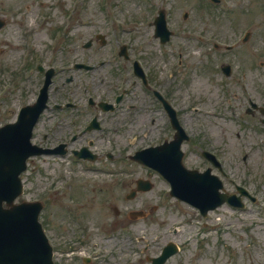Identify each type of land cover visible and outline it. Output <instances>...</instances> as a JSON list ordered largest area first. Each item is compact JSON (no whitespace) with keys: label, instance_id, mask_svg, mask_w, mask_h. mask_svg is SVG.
<instances>
[{"label":"flooded vegetation","instance_id":"af4514ba","mask_svg":"<svg viewBox=\"0 0 264 264\" xmlns=\"http://www.w3.org/2000/svg\"><path fill=\"white\" fill-rule=\"evenodd\" d=\"M73 1L78 2V0ZM90 1L87 0V5H80L78 2L74 7L48 6L44 8V11L40 7V12L35 11L30 15L25 14L26 8L12 7L9 11L6 9L9 19L18 17L17 20H23L25 26L24 29H17L12 49L14 53L2 62L4 65L0 66V72L4 74L2 76L6 77V83L11 86L10 90H15L21 99L29 100L34 89H38L43 82L49 69L54 71L55 80L62 79L61 83L57 80L52 87V96L56 102L50 103L40 119L44 128L40 142L47 147L66 143L67 148H70L71 144L85 141L79 147L70 148L69 156L77 162L95 164L89 167L90 170H99L100 165L113 163L112 168L108 167L104 171L93 173L102 176V179L106 181L117 180L115 178L119 175L118 170L125 161L130 145L120 140L124 143L123 146L116 143V147L111 145L109 149L102 151L96 149L101 148L98 141L94 138L84 140L83 136L89 133L88 127L95 118L102 125L115 123L119 125L117 129L121 133L126 130L129 134L133 131V128L129 126L135 125L137 121L156 125L168 123L165 106L157 95L159 91L168 102L176 107L182 125L199 128V131L203 133V140L205 141L206 138V144L213 148L216 155L220 156L222 147L219 143L221 142L219 121L213 116L206 118L205 113L200 112L202 107H215V100L198 94L191 102L189 93H185L182 97L177 94V88L196 85L194 76L204 75L205 77L206 75L214 81L213 76L218 71L222 57L221 47L216 42L220 41L218 37L221 36L218 29L212 23L200 22V17L192 20L188 19L189 16L184 18L185 22L181 27L182 38H176V43L182 45L184 51L173 45L174 40L170 39L164 44L166 47L162 48L161 52L166 61L165 67L170 64L171 59L175 58L176 53L179 56V65L185 66L182 71L183 77L175 82L171 80L173 71L169 72L174 65L163 68L156 63L157 53L153 43L158 44L160 40L156 37L151 39L144 36L142 26L135 25L141 21L138 17L131 16L132 19H125L122 11L126 8L120 7V0H100V2H93V5H89ZM148 5L144 9L149 12L147 19L148 26H151L155 17L150 19V15L153 10L157 9V0H150ZM21 13L23 15L20 16ZM128 15L132 14L128 13ZM168 15L167 13V18ZM6 21L8 24L7 18ZM111 24L115 26L114 39L118 42L116 47L112 44ZM87 42L90 43L87 45ZM191 46L199 47L200 52L198 54L189 52ZM201 47L205 53L201 52ZM206 47L207 50H205ZM190 56L197 57V59L191 60ZM136 62L143 69L145 77L137 73ZM77 64H88L92 68L78 70ZM83 74L86 85L83 93L78 96L76 88H69V86L72 85L77 75L82 76ZM100 77L110 78L104 81L102 93L95 98L112 102L116 90L119 89L118 94L121 96L119 107L121 105V108L117 114L115 109L105 111L99 102L91 104L89 98L92 96L86 98L94 86L93 78ZM68 79H71L70 82H66ZM68 88L69 90L66 91ZM10 98L8 96L7 100ZM72 100L74 103L67 105V101ZM175 102L178 104L183 102L187 109L182 112ZM190 106L194 107V111ZM105 107H108V104ZM131 113H134V119L130 116ZM251 116L260 118L258 111L253 112ZM127 125L129 126L126 129ZM58 127L61 139L51 134L57 131ZM71 131L74 133L71 135L70 144L67 141V132ZM200 132L197 134L200 135ZM49 139L50 141L47 142ZM84 147L93 149L97 154L96 161L75 156L74 150ZM121 189L116 182L109 188H93L96 194L90 193V195L102 200L108 198L116 200L123 197ZM100 202L102 203L99 205L105 203Z\"/></svg>","mask_w":264,"mask_h":264},{"label":"rangeland","instance_id":"374dc122","mask_svg":"<svg viewBox=\"0 0 264 264\" xmlns=\"http://www.w3.org/2000/svg\"><path fill=\"white\" fill-rule=\"evenodd\" d=\"M31 1L33 0H0V7H2L0 8V10L6 8L9 11L12 7H21ZM184 1L185 5L183 4L182 0H167V5L170 8L168 6L167 7L171 11V15L169 16V25H172L174 28H176V36L174 39L175 41L173 42V45L175 46L177 44L176 38H182V12L185 10H189L192 14H195V16L196 14H199L200 17V13H202L203 11L196 9H198L199 7L208 6L203 4L200 0ZM93 2H100V0H91L89 2V5H93ZM145 6L146 5L143 4V0H120V7L126 8L122 11V15L124 16V18L132 19L131 16L138 17V19L141 21L139 22V20H136V22L139 23L135 25L142 26L141 30L144 36L153 39L151 35V28L147 26L145 22V18L149 16L148 10L144 9ZM218 6H221L222 8H228L233 12V14L226 13L218 18V24H222L220 28L222 39H227L225 38V35L231 34L230 39H233L237 35L236 40H240L245 34V32L250 29L249 25H252L253 27L251 32L252 35L254 33V37L252 38V36H250V38L246 42L247 44L241 41L240 45L237 46L239 48H234L232 51H229L227 54H223L222 56V60L229 59L230 62H232L235 66V78H240L239 74L237 73V71H240V68H238L237 70L238 65H240V63L243 66L246 64L243 61V58H246L248 60V64L254 63V65H258L261 68H264V0H223V3ZM128 13H131L132 15H128ZM2 14L6 16V13ZM151 16L152 13L150 15V18ZM17 19L18 17L12 20L11 18L8 19L9 23L6 24L4 28L0 31V66L4 65L2 62H5L8 57L14 53L12 49L14 48L16 32H18V27L16 24ZM229 19H232L233 21ZM153 45L155 46L154 50L157 53L156 63L164 68L166 61L161 55V48L156 46L157 43H153ZM242 46H245V52L242 51ZM190 51H192L193 54H198L200 52V48L191 46L189 52ZM201 52H204L202 47ZM190 55L192 54L190 53ZM190 58L191 60L197 59V57L193 56H190ZM249 73V80L253 88L256 86L257 83H264V76H258L259 74L256 69L250 70ZM183 74L184 73H182L181 70H178L176 74L177 81L179 80V78L183 77ZM109 78L110 77L93 78L95 86L99 92H101L104 88V81L108 80ZM237 79L235 80L237 81ZM194 80L196 81V85L194 87L199 93V96H204V98H214V100L218 98L217 87L209 82V78L206 75L205 77L204 75L194 76ZM85 81L86 80L84 74L82 76L77 75V77L74 79L73 84L69 87H75L78 92V96H80L83 93ZM227 88L230 90L228 96H231L233 90L230 86ZM233 88L236 87L233 86ZM68 90L69 88L66 91ZM259 96L261 97V95ZM223 101H225V99ZM3 110V112L0 114V124L4 122L5 119H9L8 109L6 107H3ZM133 129L140 130L139 127H133ZM96 134L100 137V142H104V146L107 142L108 137L104 135L101 136V133L98 132H96ZM117 135H114V137H116ZM127 137L130 138V136ZM118 138L119 142L120 140H123V136H120ZM237 151H239L238 148ZM127 160L124 164L122 163L121 165L128 167L129 165ZM34 165L38 166L39 168V161L37 160L32 163L30 167V170L33 169L32 172H26L23 174V179L26 180L25 192L20 196L19 199H40L43 201L44 199L41 198L45 197L47 207L41 213L40 220L43 223L46 232L51 238L53 244L57 245L60 242L61 245L59 246L62 248V250H65L67 248H70L69 243L71 242V240L73 241L76 238L77 234L75 233L74 229L78 228V223L72 217L68 216V214L67 216L65 214L67 204H72L73 206H75V208H80L84 213L85 211L83 210L82 205L85 203L91 204L90 202L84 201L87 198L85 197V195H83V197L74 198L72 194L78 193V190L77 192H73L74 188L72 190L71 188L74 184H77V188L81 189V191L86 189L87 187L84 185V180L86 182L90 181V173H83V171L79 167L75 168L71 166L67 159L54 160L53 163L49 165V167H47V163L42 160L40 166L41 168L39 169L35 168ZM258 165H260V163L258 161L257 156L255 155L254 167L256 168V166ZM242 167H244V164H242ZM69 169H73L74 173L78 176L79 179H75L71 187H64L61 182L63 179L66 178L68 174L67 171ZM237 171L238 176H242L243 169L239 167ZM243 177L246 178V176ZM101 180L102 176L99 177L98 180L94 179V183H100ZM50 181L54 182V184L57 183L56 188H54L55 190H44L43 188H41L44 184H50ZM258 182L259 185H257ZM247 183L251 184L254 188H258V190H255L254 193L258 195L259 200L261 199V201L258 205L250 204V212H248L247 214H244V211H239L235 213L236 217L232 218L231 224L224 225L221 229L218 228V231L216 232H218L219 238L222 239L221 241L223 242V253L221 255L217 254L218 242L216 244V257L219 261V264H225L226 259L230 258L234 253L235 254L233 261L237 262L238 264H264V224H259L256 222L253 223V221L255 220L263 219V217H259L258 214L264 211V198H262L264 196V170L263 172H258L254 169V173L250 175V178L247 180ZM261 183H263V186H260ZM156 188L158 187L156 186ZM83 192L86 193L87 191ZM156 193L157 191L153 190L152 193L148 194L147 196L144 194L142 197H139V201L140 199L146 197L147 200H151L153 204L157 203V201H155L157 198ZM118 203L120 205H123L124 207L127 205L121 200L118 201ZM225 214L229 215L230 213L227 212L226 209H223V214L219 216H223L225 218L228 217ZM159 217L161 216L157 214L155 216V219H160ZM229 221V219L226 220V222ZM134 223V221L126 217L124 223L117 224L116 228H111V225L107 224L105 228L102 227L100 229H95L91 231L90 233H88V235H90L88 238L85 237L83 242H78L75 245H84L86 247L90 246L86 252V254L88 255H93L96 250L99 251V257L93 263L91 261L90 264H130V254L128 253V249L125 248L126 244L130 242L127 237L128 234H125L124 237L122 236L123 240L117 245L116 243L115 245H113L114 241L111 237L112 233L114 232L116 235L119 234V231L123 230L122 227H125L129 231L135 230L138 232L137 234H140V232L142 231H148L153 234L155 231L160 230L158 226L156 227L153 224L145 227L141 222L135 224ZM87 225L89 227V230H91L90 227L98 226L94 218L88 219ZM246 226H248V229H245ZM104 234H106L107 236L106 239L104 238ZM120 234L122 235L123 233L121 232ZM168 237L173 238L179 242L186 240V234L175 236L169 233ZM214 241V239H211L204 244V254H215ZM85 242H87V244H84ZM96 242L98 243V245L94 244ZM189 242L190 244H188V242H185L183 244L185 250H188L189 247H193L194 240L190 239ZM230 243L232 246H230ZM72 246H74V244H72ZM57 255H59V253H57ZM182 259L184 261L183 264H187L185 263L186 259ZM204 263L210 264L208 259H205ZM61 264H83V262L81 259H79L76 263L75 261L71 260V258H68L62 260ZM133 264L135 263L133 262Z\"/></svg>","mask_w":264,"mask_h":264},{"label":"water","instance_id":"95a60500","mask_svg":"<svg viewBox=\"0 0 264 264\" xmlns=\"http://www.w3.org/2000/svg\"><path fill=\"white\" fill-rule=\"evenodd\" d=\"M28 134L30 135V132L28 133L27 127L19 125L8 124L0 131V193L9 191V183L16 186L17 174L24 168L26 157L33 153L27 148ZM4 197H7L5 193L0 195V206ZM27 208L26 205L14 206L11 210H3L0 207V255L5 257L7 264H52L43 238L39 237L36 244L30 236L31 230L37 224L34 221L35 213L26 210ZM24 212H27L28 216H24ZM31 214L33 215L30 217ZM25 221L31 224V228L24 229V243L21 247L11 245Z\"/></svg>","mask_w":264,"mask_h":264}]
</instances>
